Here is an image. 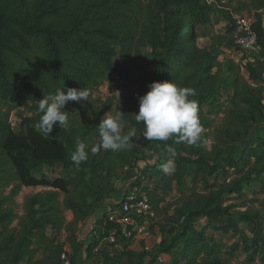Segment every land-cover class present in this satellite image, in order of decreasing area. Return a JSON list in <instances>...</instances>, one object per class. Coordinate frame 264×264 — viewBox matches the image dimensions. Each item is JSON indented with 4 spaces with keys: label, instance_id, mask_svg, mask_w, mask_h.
Instances as JSON below:
<instances>
[{
    "label": "trees",
    "instance_id": "obj_1",
    "mask_svg": "<svg viewBox=\"0 0 264 264\" xmlns=\"http://www.w3.org/2000/svg\"><path fill=\"white\" fill-rule=\"evenodd\" d=\"M213 12L229 25L209 48L200 47L199 28L211 24ZM235 13L256 19L259 50L246 61L247 78L234 61H218L219 46L237 49ZM130 81L137 85L135 96L69 102L68 127L54 125L49 137L36 127L43 96L63 87L65 94L68 88L92 93ZM157 81L196 91L192 99L204 128L198 146L143 137L144 126L133 115L139 97ZM22 106L32 115L21 116L16 131L10 112ZM118 111L136 129L132 147L93 154L101 120ZM80 142L88 145L89 158L77 168L70 153ZM168 160L176 167L172 175L161 170ZM141 163L145 168L134 186L155 213L154 248L133 250L129 240L123 248L104 243L95 252L106 235L107 212L88 248L89 259L98 257L91 264H162V255L173 264H264V206H252L245 191L254 178L264 179V0H0V264H64L68 248L75 264L82 227L116 193L118 174ZM45 166H61L69 176L38 177ZM188 169L191 190L168 203L165 193L183 184ZM153 171L163 193L141 184ZM36 187L47 190L17 203L23 188ZM219 233L231 241L217 240Z\"/></svg>",
    "mask_w": 264,
    "mask_h": 264
},
{
    "label": "clouds",
    "instance_id": "obj_2",
    "mask_svg": "<svg viewBox=\"0 0 264 264\" xmlns=\"http://www.w3.org/2000/svg\"><path fill=\"white\" fill-rule=\"evenodd\" d=\"M148 88L149 91L138 99V114L133 115L135 121L144 126L143 137L147 141L160 142L175 138L177 142L198 146L204 128L200 120L198 101L192 99L196 96V91L181 87L173 81L152 82ZM90 95L86 88L79 90L68 88L65 94L63 87L55 94L43 96L42 100L37 101L42 115L36 127L47 137L53 132L54 125H58L60 129L68 127L66 105L69 102L86 101ZM123 116L124 114L118 111L116 115H107L101 120L98 126L100 145L91 148L93 154H97L99 148L115 152L132 147L131 142L136 136V129L129 128ZM87 149L88 145L80 142L76 150L70 153V160L77 168L88 160ZM169 151L172 152L171 147ZM172 154L175 155L174 152ZM161 170L166 175L174 174L176 167L173 160L162 164Z\"/></svg>",
    "mask_w": 264,
    "mask_h": 264
},
{
    "label": "rangeland",
    "instance_id": "obj_3",
    "mask_svg": "<svg viewBox=\"0 0 264 264\" xmlns=\"http://www.w3.org/2000/svg\"><path fill=\"white\" fill-rule=\"evenodd\" d=\"M229 25V22L226 20L225 17L220 12H213L212 14V22L211 24L207 26H202L199 28V39H198V45L200 47H210L212 45V39L217 34H225L226 29ZM218 49L220 50V55L218 58V61L223 63L227 60L234 61L240 68V75L243 77H248L247 71H246V61L249 59L254 58V54H246V53H239V55H234L230 50H233L232 48L219 46ZM144 50L146 48L144 47ZM139 66L142 67L145 70H150L151 66L148 65L146 62L139 61ZM125 90V91H124ZM137 91V85L130 81L125 84H118V83H109L104 84L99 88H96L92 91L90 97L86 101H91L92 99L105 101L107 98L111 97H119L123 93H128L130 95H136ZM230 96L233 95V92L230 91ZM207 113H209L210 109L206 108L205 110ZM31 110L30 107L22 106L18 109H15L10 112V121L13 125V128L18 131L21 126V116H31ZM107 115H110L107 113L104 117L106 118ZM92 116L91 114L88 115ZM155 160V159H154ZM154 160H151L150 163H154ZM144 165L138 166L137 168L129 169L126 168L123 171H121L117 178V190L115 193V196L118 195L116 198H113L110 203H118L122 199L123 195L130 190L135 183H139L140 176L144 171ZM187 173L189 177L184 180L182 185H176L174 191L170 193H165L166 199L168 203H173L182 193L189 192L191 190L190 188V178L193 173L191 170H187ZM38 177H46L48 179H54L57 177H68L69 171L64 170L61 166L56 167H43L40 171L37 172ZM147 180L142 182V186L150 187L151 189L163 193L162 188V182H161V176L157 174L155 171L149 172L147 175ZM44 190H47L45 187H36V188H23L20 195L17 197V203L21 205L24 201V199L32 194L42 192ZM245 191L248 195V200L252 206H264V179H257L254 178L250 184L246 185ZM114 196V195H113ZM112 199V197H111ZM20 209V208H19ZM69 217V214H68ZM249 229V228H248ZM213 234L212 231L208 232V236L210 237ZM216 239L219 241H224L225 243H228L231 241L232 237L230 235L228 236H222V234H214ZM156 240V237L152 234L150 239L147 241L146 244L150 246V248H154V242ZM140 242V243H139ZM142 245H145L142 243L141 240H137L136 246L138 247V250H142ZM240 259H243L244 256L242 254H239ZM262 257V256H261ZM261 257H259L258 263H261ZM167 264H173V261L171 259H168Z\"/></svg>",
    "mask_w": 264,
    "mask_h": 264
},
{
    "label": "built area",
    "instance_id": "obj_4",
    "mask_svg": "<svg viewBox=\"0 0 264 264\" xmlns=\"http://www.w3.org/2000/svg\"><path fill=\"white\" fill-rule=\"evenodd\" d=\"M222 3L226 4L227 0H222ZM232 17L235 25V50L250 55L257 53L259 46L254 29L255 17L244 13H235ZM115 80L123 82L119 77H115ZM155 218L148 196L139 187L133 186L123 195L120 202L112 205L108 211L103 222V227L107 226L106 235L99 239L95 252H98L104 243L123 248L129 244V240L137 239L144 242L145 251L151 252L153 248L146 243L152 235L150 227L155 223ZM62 259L64 264H73L69 251L63 254Z\"/></svg>",
    "mask_w": 264,
    "mask_h": 264
},
{
    "label": "crops",
    "instance_id": "obj_5",
    "mask_svg": "<svg viewBox=\"0 0 264 264\" xmlns=\"http://www.w3.org/2000/svg\"><path fill=\"white\" fill-rule=\"evenodd\" d=\"M234 55H239V51H236L235 49L230 50ZM144 164L141 163L140 166H143ZM118 195L114 196L112 195V199H108L105 202L100 203L92 212V215L90 217V219L88 220V222L82 227L81 230V240H82V248L81 251L79 253V255L77 256L76 260H75V264H91L92 261H98V257L93 258V260L89 259L87 256V252H88V248L90 246L91 243H93L94 239L97 238V236H99V234L101 233V227H100V221L105 217L106 213L110 210V208L112 207V205H114L113 203H110L111 200H113V198H116ZM69 217L68 219L71 220L72 219V214L68 213ZM138 240V239H137ZM137 240L133 241L130 245V249L133 250H138L136 243ZM140 243V242H139ZM144 243V242H142ZM68 251L70 254H72L71 249L68 248ZM168 259H171L170 256L168 255H162L160 260H162V264H167Z\"/></svg>",
    "mask_w": 264,
    "mask_h": 264
},
{
    "label": "water",
    "instance_id": "obj_6",
    "mask_svg": "<svg viewBox=\"0 0 264 264\" xmlns=\"http://www.w3.org/2000/svg\"><path fill=\"white\" fill-rule=\"evenodd\" d=\"M228 1H231V0H228Z\"/></svg>",
    "mask_w": 264,
    "mask_h": 264
}]
</instances>
